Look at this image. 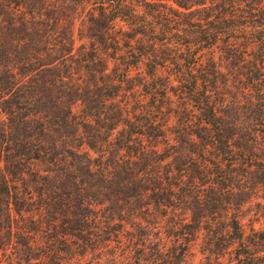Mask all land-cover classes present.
<instances>
[{"label":"trees","instance_id":"1","mask_svg":"<svg viewBox=\"0 0 264 264\" xmlns=\"http://www.w3.org/2000/svg\"><path fill=\"white\" fill-rule=\"evenodd\" d=\"M260 189L264 0H0L6 264H264Z\"/></svg>","mask_w":264,"mask_h":264},{"label":"rangeland","instance_id":"2","mask_svg":"<svg viewBox=\"0 0 264 264\" xmlns=\"http://www.w3.org/2000/svg\"><path fill=\"white\" fill-rule=\"evenodd\" d=\"M82 19H78L75 24V39H76V46H80L83 42H86L84 39L81 38L82 32ZM80 110L79 105L74 107V111L78 113ZM242 224L245 225L247 228L253 226L256 229H264V191L260 189L257 191L252 198L248 201V203L242 209L240 213ZM183 218H189L187 213L182 214ZM204 243L203 237L201 236L196 243H194L191 247L189 257L185 264H216L212 259L208 260L204 255ZM90 261L86 262L85 264L91 262V256L88 257ZM219 261L222 264H228L227 260L220 259ZM0 264H6L3 260V257L0 253Z\"/></svg>","mask_w":264,"mask_h":264}]
</instances>
